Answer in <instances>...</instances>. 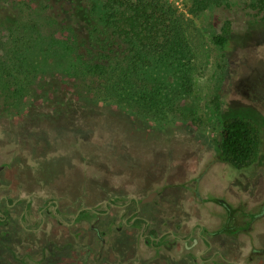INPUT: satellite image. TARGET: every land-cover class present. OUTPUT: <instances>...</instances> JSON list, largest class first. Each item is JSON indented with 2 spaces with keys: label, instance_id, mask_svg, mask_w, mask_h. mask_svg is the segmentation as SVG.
Segmentation results:
<instances>
[{
  "label": "rangeland",
  "instance_id": "rangeland-1",
  "mask_svg": "<svg viewBox=\"0 0 264 264\" xmlns=\"http://www.w3.org/2000/svg\"><path fill=\"white\" fill-rule=\"evenodd\" d=\"M22 1L34 9L50 6L47 13L52 5L64 10L75 1L82 2ZM253 1L229 0L227 6L193 15V0H165L172 18L180 20L184 44L176 75L160 64L153 70L157 77L171 75L169 84L182 92V97H175L181 103L168 126L156 127L108 106L91 107L82 99L62 106L55 101V93H64L70 86L54 77L45 88L51 92L47 99L20 116L0 113V165L10 164L17 177L25 169L37 174L45 192L55 193L56 199L72 207L80 198L96 201L101 185H114L120 176L125 177L124 186L127 181L142 186L177 178L193 162L220 152L223 121L239 117L260 128V163L243 171L221 168L217 175L241 189V182L257 174L258 188L264 192V15L252 10ZM224 32L229 44L223 49L213 43V37ZM31 43L35 52H41L37 42ZM21 47L31 49L27 43ZM87 48H93L92 44ZM0 264H10L8 257L0 255Z\"/></svg>",
  "mask_w": 264,
  "mask_h": 264
},
{
  "label": "flooded vegetation",
  "instance_id": "flooded-vegetation-1",
  "mask_svg": "<svg viewBox=\"0 0 264 264\" xmlns=\"http://www.w3.org/2000/svg\"><path fill=\"white\" fill-rule=\"evenodd\" d=\"M227 167L236 170L215 152L174 179L124 186L120 176L96 201L69 207L37 174L1 164L0 255L10 264H264V192L257 174L241 189L222 181Z\"/></svg>",
  "mask_w": 264,
  "mask_h": 264
},
{
  "label": "trees",
  "instance_id": "trees-1",
  "mask_svg": "<svg viewBox=\"0 0 264 264\" xmlns=\"http://www.w3.org/2000/svg\"><path fill=\"white\" fill-rule=\"evenodd\" d=\"M228 1L193 0L192 14ZM82 2L64 10L51 4L47 13L50 6L41 10L22 0H0V113L20 116L44 101L51 95L45 89L48 79L55 77L70 86L55 93L62 106L82 99L91 107L108 106L156 127L168 126L181 103L175 97L182 92L169 84L171 75L157 77L153 70L160 64L178 73L184 47L180 20L175 22L165 0ZM250 7L264 15V0ZM32 41L41 52H35ZM25 43L31 46L28 51L21 47ZM213 43L226 48L228 33L214 36ZM219 150L234 169L252 167L261 155L260 128L249 119L226 118Z\"/></svg>",
  "mask_w": 264,
  "mask_h": 264
}]
</instances>
